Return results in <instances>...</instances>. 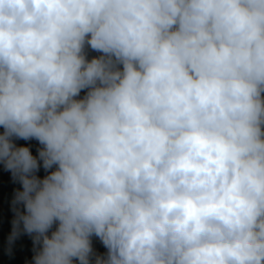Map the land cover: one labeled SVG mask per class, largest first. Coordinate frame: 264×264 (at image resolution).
<instances>
[{
	"label": "clouds",
	"instance_id": "1",
	"mask_svg": "<svg viewBox=\"0 0 264 264\" xmlns=\"http://www.w3.org/2000/svg\"><path fill=\"white\" fill-rule=\"evenodd\" d=\"M0 126L9 254L264 264V0H0Z\"/></svg>",
	"mask_w": 264,
	"mask_h": 264
},
{
	"label": "rangeland",
	"instance_id": "2",
	"mask_svg": "<svg viewBox=\"0 0 264 264\" xmlns=\"http://www.w3.org/2000/svg\"><path fill=\"white\" fill-rule=\"evenodd\" d=\"M88 58L91 59L93 56H97L100 53L87 49ZM84 95V92H81V96ZM1 133L3 128H0ZM15 143L18 146H29L33 155L37 154V149L40 147L38 141L35 139L25 141L22 139L15 140ZM41 178L47 173L41 167L40 171L37 173ZM21 185L18 182H14L11 176V173L4 169L3 164L0 163V252L9 251L8 237L12 230V219L14 213L11 210V201L14 196L15 190L19 189ZM93 248L98 254H105L106 249L104 248L101 241L93 237ZM33 242L30 236L24 234L21 235L15 243L12 245V250L10 257L12 260L20 261L22 264H31L33 257ZM2 254L0 253V260Z\"/></svg>",
	"mask_w": 264,
	"mask_h": 264
},
{
	"label": "trees",
	"instance_id": "3",
	"mask_svg": "<svg viewBox=\"0 0 264 264\" xmlns=\"http://www.w3.org/2000/svg\"><path fill=\"white\" fill-rule=\"evenodd\" d=\"M0 128H1V126H0ZM0 133H1V131H0ZM53 230H54V228H53ZM0 253L2 254V258H3L0 260V264H22V263H20V261L12 260V258L10 257L9 251H3Z\"/></svg>",
	"mask_w": 264,
	"mask_h": 264
}]
</instances>
